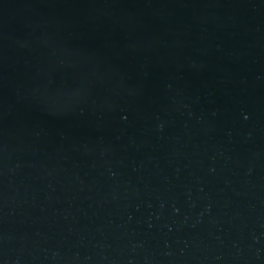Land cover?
Here are the masks:
<instances>
[{"label": "water", "instance_id": "obj_1", "mask_svg": "<svg viewBox=\"0 0 264 264\" xmlns=\"http://www.w3.org/2000/svg\"><path fill=\"white\" fill-rule=\"evenodd\" d=\"M0 264H264V0H0Z\"/></svg>", "mask_w": 264, "mask_h": 264}]
</instances>
